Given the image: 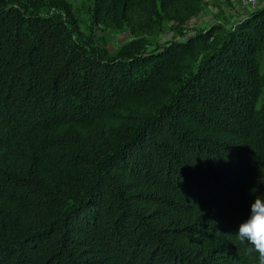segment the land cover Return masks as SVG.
Returning <instances> with one entry per match:
<instances>
[{
	"label": "trees",
	"instance_id": "1",
	"mask_svg": "<svg viewBox=\"0 0 264 264\" xmlns=\"http://www.w3.org/2000/svg\"><path fill=\"white\" fill-rule=\"evenodd\" d=\"M32 4L0 0V264H258L235 234L264 196V7L100 56L66 0Z\"/></svg>",
	"mask_w": 264,
	"mask_h": 264
},
{
	"label": "rangeland",
	"instance_id": "2",
	"mask_svg": "<svg viewBox=\"0 0 264 264\" xmlns=\"http://www.w3.org/2000/svg\"><path fill=\"white\" fill-rule=\"evenodd\" d=\"M29 9L39 15H53L45 0H32ZM43 1V2H39ZM81 31V39L100 56H114L126 44L144 39L151 48L166 46L175 41H185L212 27L232 30L238 22L264 7V0L256 7L241 6L231 0H202L193 14L183 10L176 13L159 7V17L151 15L148 5L135 0L128 18H123V8L118 0L107 8L105 22L93 19V0H66ZM148 7V6H147ZM175 7V6H174ZM174 9V8H173ZM68 28L75 31L68 17ZM264 63V58H263ZM264 99V97H263Z\"/></svg>",
	"mask_w": 264,
	"mask_h": 264
},
{
	"label": "clouds",
	"instance_id": "3",
	"mask_svg": "<svg viewBox=\"0 0 264 264\" xmlns=\"http://www.w3.org/2000/svg\"><path fill=\"white\" fill-rule=\"evenodd\" d=\"M252 191L255 194L256 189ZM235 235L246 244L248 254H258V264H264V196H256L249 218L239 225Z\"/></svg>",
	"mask_w": 264,
	"mask_h": 264
},
{
	"label": "built area",
	"instance_id": "4",
	"mask_svg": "<svg viewBox=\"0 0 264 264\" xmlns=\"http://www.w3.org/2000/svg\"><path fill=\"white\" fill-rule=\"evenodd\" d=\"M231 1L245 7H256L262 2V0H231Z\"/></svg>",
	"mask_w": 264,
	"mask_h": 264
}]
</instances>
